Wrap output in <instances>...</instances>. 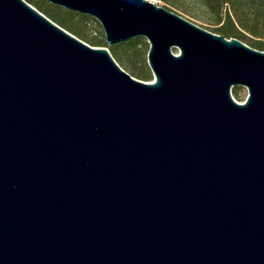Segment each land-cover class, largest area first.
Instances as JSON below:
<instances>
[{
    "label": "water",
    "instance_id": "obj_1",
    "mask_svg": "<svg viewBox=\"0 0 264 264\" xmlns=\"http://www.w3.org/2000/svg\"><path fill=\"white\" fill-rule=\"evenodd\" d=\"M44 1L144 38L152 81L0 0V264H264V51L147 0Z\"/></svg>",
    "mask_w": 264,
    "mask_h": 264
},
{
    "label": "trees",
    "instance_id": "obj_2",
    "mask_svg": "<svg viewBox=\"0 0 264 264\" xmlns=\"http://www.w3.org/2000/svg\"><path fill=\"white\" fill-rule=\"evenodd\" d=\"M53 23L93 47H107L104 35L92 26L95 20L54 6L44 0H25ZM165 1V0H163ZM206 12L205 26L199 27L226 39L235 38L264 51V0H193ZM114 61L130 76L150 82L147 64L148 43L143 38L107 47ZM234 89V88H232Z\"/></svg>",
    "mask_w": 264,
    "mask_h": 264
},
{
    "label": "rangeland",
    "instance_id": "obj_3",
    "mask_svg": "<svg viewBox=\"0 0 264 264\" xmlns=\"http://www.w3.org/2000/svg\"><path fill=\"white\" fill-rule=\"evenodd\" d=\"M147 1L152 2L160 7H163L171 11L187 19L188 21L194 23L197 26L198 25L205 26V22L207 20L206 12L203 6L200 5V3L197 1H193V0H165V1L147 0ZM92 27L95 28L96 30H100L103 33L102 28L97 21ZM172 51L174 54L179 53V50L177 49H173ZM231 97L234 101L238 103H244L245 99L247 98L246 88L240 86L234 87V89H231Z\"/></svg>",
    "mask_w": 264,
    "mask_h": 264
}]
</instances>
